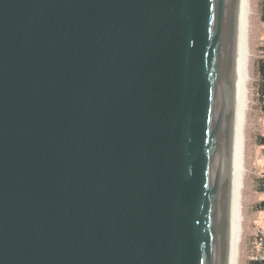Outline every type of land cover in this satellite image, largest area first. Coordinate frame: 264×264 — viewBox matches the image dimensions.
Listing matches in <instances>:
<instances>
[{
	"label": "water",
	"instance_id": "95a60500",
	"mask_svg": "<svg viewBox=\"0 0 264 264\" xmlns=\"http://www.w3.org/2000/svg\"><path fill=\"white\" fill-rule=\"evenodd\" d=\"M250 0H0V264H238Z\"/></svg>",
	"mask_w": 264,
	"mask_h": 264
},
{
	"label": "rangeland",
	"instance_id": "374dc122",
	"mask_svg": "<svg viewBox=\"0 0 264 264\" xmlns=\"http://www.w3.org/2000/svg\"><path fill=\"white\" fill-rule=\"evenodd\" d=\"M263 0H250V34L248 39V98L244 123V178L241 192V237L238 264H253L264 257L259 241L264 233V210L256 206L264 198L259 179L264 177V97L259 94L258 61L264 58V20L260 8Z\"/></svg>",
	"mask_w": 264,
	"mask_h": 264
},
{
	"label": "trees",
	"instance_id": "16d2710c",
	"mask_svg": "<svg viewBox=\"0 0 264 264\" xmlns=\"http://www.w3.org/2000/svg\"><path fill=\"white\" fill-rule=\"evenodd\" d=\"M260 13H261L262 19L264 20V0L261 2ZM257 69H258V74H259L258 90H259V94L262 97H264V58L258 61ZM263 143H264V140H263ZM259 190L260 192L264 194V177H261L259 179ZM256 207L259 210H264V198L257 204ZM259 241L264 247V233L260 234ZM253 264H264V257L260 260L254 261Z\"/></svg>",
	"mask_w": 264,
	"mask_h": 264
},
{
	"label": "bare ground",
	"instance_id": "6f19581e",
	"mask_svg": "<svg viewBox=\"0 0 264 264\" xmlns=\"http://www.w3.org/2000/svg\"><path fill=\"white\" fill-rule=\"evenodd\" d=\"M251 10V9H250ZM252 14V13H251ZM251 17V16H250ZM251 28V27H250ZM250 28H249V33H248V37H249V34H250ZM249 39V38H248ZM250 59V58H249ZM249 61V60H248ZM248 68L247 67V74H248ZM248 82H249V74H248ZM248 82H247V103H246V110L248 108V104H249V98H248ZM243 166H244V158H243ZM243 185V184H242ZM241 192H242V189H241ZM242 216V215H241ZM241 221H242V218H241ZM240 243V242H239Z\"/></svg>",
	"mask_w": 264,
	"mask_h": 264
}]
</instances>
